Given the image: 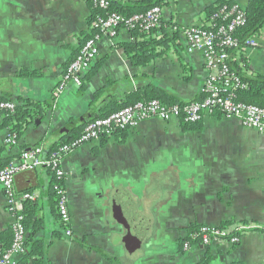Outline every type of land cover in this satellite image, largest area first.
I'll return each instance as SVG.
<instances>
[{"label":"crops","instance_id":"crops-1","mask_svg":"<svg viewBox=\"0 0 264 264\" xmlns=\"http://www.w3.org/2000/svg\"><path fill=\"white\" fill-rule=\"evenodd\" d=\"M215 1L169 0L161 7L170 40L163 56L148 65H134L125 55L123 44L133 40L126 31L115 38L101 35L99 54L82 84L69 83L57 95L61 75L88 33L87 0H0V98L15 101L19 110L9 120L0 113V164L36 145L49 151L148 85L179 102L199 99L206 76L203 57L186 52L184 37L171 28L204 26V8ZM231 1L242 9L248 4ZM253 37L264 39V25ZM229 57L241 67L246 60V75L264 76L260 48L244 47ZM25 112L17 143L6 145L4 139ZM199 124L184 129L176 118H148L66 156L62 168L72 237L64 235L58 220L49 171L17 173L16 191L35 196L25 203L27 253L19 260L35 264L30 253L41 242L42 264H199L205 255L207 264H264V133L218 112ZM120 191L148 220L144 233L118 198ZM11 221L0 186V234ZM224 222L232 231L240 223L251 228L235 244L182 248L190 226Z\"/></svg>","mask_w":264,"mask_h":264},{"label":"built area","instance_id":"built-area-1","mask_svg":"<svg viewBox=\"0 0 264 264\" xmlns=\"http://www.w3.org/2000/svg\"><path fill=\"white\" fill-rule=\"evenodd\" d=\"M90 2L92 9L105 10L109 7V0H90ZM221 12L223 10L219 11V13ZM229 15L228 22L214 26L213 29L196 24L183 28H171L173 31L180 32L184 37L186 52L199 51L203 57L206 76L199 99L172 104H163L157 99H152L128 104L106 116L88 120L81 133L72 140L59 143L49 151H45L41 145L24 149L17 159L9 161L7 165L0 168V186L5 194L6 207L12 216L10 223L12 239L6 248H2L0 244V264H24L19 260V257L27 253L23 206L26 202L34 200L35 196L32 193L16 191L14 177L19 172L38 167L49 171L52 178L51 188L56 197L55 207L58 220L63 227L64 235L72 237L62 161L82 144L110 138L118 131L132 129L139 121L148 118H157L163 121L176 118L182 123H196L205 115L216 112L223 116L235 117L244 125L264 133V108L235 100L234 93L239 88H245L246 85L229 67L230 57L226 49L239 45V41L233 33L237 27L244 23L245 9L235 3L224 18ZM161 22L162 8L157 5L127 17L116 12L107 13L105 16L96 15L93 22L88 25V37L66 65L56 86V94H61L69 83L76 86L82 84L83 75L87 73L99 54L98 38L101 35L115 38L121 30H124L130 35V38H133L132 32L158 28ZM92 27L95 29L94 32L91 31ZM245 46L258 47L264 52V39L258 41L256 38L250 37L246 40ZM16 107L15 101L0 98V113L2 115L13 114ZM4 143L6 145L16 144V134L9 133L4 139ZM249 228H251L250 224L240 223L230 232L229 228L222 226L201 224L195 230L187 233L186 238L182 241V248L187 250L192 243H199L203 247L221 241L235 244L239 241V235Z\"/></svg>","mask_w":264,"mask_h":264},{"label":"trees","instance_id":"trees-1","mask_svg":"<svg viewBox=\"0 0 264 264\" xmlns=\"http://www.w3.org/2000/svg\"><path fill=\"white\" fill-rule=\"evenodd\" d=\"M169 0H141L131 4H121L114 3L109 0V7L105 10L103 9H92L90 0H87L90 8L91 14L88 18V25H90L95 19L96 15L105 16L107 13L116 12L122 14L123 16H130L134 13L144 12L151 6L157 5L159 7H163L167 4ZM235 3L231 0H217L212 4L208 5L204 8V27H208V29H213L214 26H217L221 23L228 22L230 15L224 18V16L231 11L232 6ZM223 10V12L219 13V11ZM160 24V27L151 29L149 31H134L132 32L133 40L123 44L124 53L129 59V61L137 66L148 65L152 61H154L157 57H161L164 54V48L168 45L169 37L165 31V28ZM264 25V0H248V4L245 8V20L244 23L237 27L235 32L233 33L234 37L239 41V45L233 48H227L226 52L232 54L234 51H242L245 46V42L250 37H253L258 33L260 28ZM92 32L95 29L92 27ZM160 35V36H159ZM88 37V34L84 35L83 41ZM82 41V42H83ZM243 59L244 66H238L234 62H232L231 57L229 58V67L234 72L236 76L240 78V80L245 83V88H239L235 93V100L254 104L264 108V76L254 75L248 76L243 72V69L247 67ZM152 99H157L163 104H172L179 102V100L173 96L172 94L160 90L154 86L148 85L141 90L133 92L129 94L126 100L116 105L113 109L108 112L103 113L100 116H106L109 113L117 111L122 107L132 104L135 102H145L150 101ZM36 105L42 106V104L36 103ZM44 109L47 106H43ZM13 114L6 115V119H12L14 116L19 115V110H17ZM22 117L13 125L10 129V133H15L16 137L20 136L23 129V122L28 116V112L20 113ZM31 115V114H30ZM32 117V116H31ZM25 121V120H24ZM199 122L196 123H182L181 126L184 129H197L199 127ZM125 130V129H124ZM81 129H74L71 134H68L66 137H62V139L52 147L54 149L59 143L68 142L73 138L77 137L81 133ZM122 131V130H120ZM119 132V131H118ZM9 161L1 163L0 168H3L7 165ZM52 189V188H51ZM56 198V197H55ZM25 204L23 206L25 219L27 210H25ZM229 222H224L221 226L224 228H228ZM198 225H192L189 227L188 232L193 231L197 228ZM232 232V230L230 231ZM12 239V233L10 229L5 230L0 234V244L2 248H6L9 246ZM44 246L41 242H35L32 246L31 255L35 256V264H42L41 256L44 255ZM115 262L117 260L115 259ZM208 263V255H205L204 258L199 262V264H207Z\"/></svg>","mask_w":264,"mask_h":264},{"label":"water","instance_id":"water-1","mask_svg":"<svg viewBox=\"0 0 264 264\" xmlns=\"http://www.w3.org/2000/svg\"><path fill=\"white\" fill-rule=\"evenodd\" d=\"M118 198L125 204L126 208L129 210L130 214L132 215L133 219L137 223V227L140 230V232L144 233L145 230L147 229L148 225V220L144 219L143 217H140L138 214L136 208L133 205V202L129 199L128 197L124 196L121 191L120 193L118 192Z\"/></svg>","mask_w":264,"mask_h":264}]
</instances>
